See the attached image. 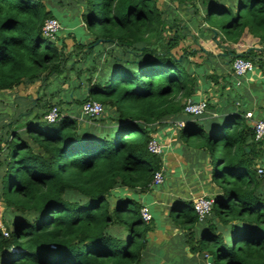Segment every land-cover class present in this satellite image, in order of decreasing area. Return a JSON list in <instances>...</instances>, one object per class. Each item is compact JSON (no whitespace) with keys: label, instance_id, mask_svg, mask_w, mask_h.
Masks as SVG:
<instances>
[{"label":"trees","instance_id":"trees-1","mask_svg":"<svg viewBox=\"0 0 264 264\" xmlns=\"http://www.w3.org/2000/svg\"><path fill=\"white\" fill-rule=\"evenodd\" d=\"M175 1L192 9L188 20L160 0H0V93L39 84L25 108L0 110V264H264V142L244 117L252 100L233 74L237 55L223 48L246 31L264 49V0ZM49 19L61 27L53 39L41 32ZM73 27L83 33H72L68 53L60 35ZM191 27L198 48L176 55ZM198 38L224 52H206ZM262 57L237 58L258 69ZM211 85L218 103L184 114ZM82 86L83 98L67 102ZM88 101L100 117H81ZM51 106L55 123L44 119ZM170 120L184 122L176 139L211 164L218 195L203 222L191 198L152 207L142 198L163 174L148 143ZM157 216L178 230L167 243L155 242Z\"/></svg>","mask_w":264,"mask_h":264},{"label":"crops","instance_id":"crops-1","mask_svg":"<svg viewBox=\"0 0 264 264\" xmlns=\"http://www.w3.org/2000/svg\"><path fill=\"white\" fill-rule=\"evenodd\" d=\"M77 28V27H76ZM75 27L68 28V31L70 34L65 32L64 34H61L60 37L64 39V43L68 45L67 52L70 53L73 49V44L71 43V38L73 37V32H75ZM198 35V33H197ZM198 37V36H196ZM199 46L203 48L206 52H210L213 55L217 57V55L222 54L224 52V49H220L217 47V45L211 41H202L198 38ZM69 43V44H68ZM201 43H206L202 44ZM206 45V46H205ZM223 48H226L228 51H233L236 55H240L244 52H247L249 50H254L258 52H264V49H262V46L259 45L258 39L253 38L250 36L246 31L242 34L239 42L237 44H225L223 45ZM229 59H232V57ZM261 60H264V57L261 58ZM229 70L227 69V72ZM37 85L33 86H20L13 91L9 92L6 91L4 93H0V105H7L6 109L10 110L12 107L14 110H21L22 108H25L28 104L27 98H32L37 90ZM241 88H243L246 92H248L249 97L252 100V105L248 107L247 113L250 114V116L254 117V121L258 120H264V68H254V71L252 74H248L243 80L241 84ZM34 88L36 90H34ZM66 87H64L65 89ZM51 91V88L48 89ZM85 87L82 86V89L80 93L76 96H70V99H67L66 101L69 103H72L74 99H82L83 94L85 93ZM218 88L215 86H209V88H206V91L198 92L197 94V101L201 100H211V102L218 103ZM48 93V92H45ZM32 96V97H31ZM62 99L65 98V96H60ZM73 98V99H71ZM219 106H215V111L217 112ZM222 106L219 107L221 109ZM2 110V109H0ZM12 110V109H11ZM209 112V111H208ZM209 112L212 117H216L217 114ZM251 119V118H250ZM253 121H251L252 123ZM156 140L160 144H164L166 146V149L163 154V176L165 181L167 182V178H174L175 181L179 182L180 185H186V186H193L195 187L193 191L194 197L191 199H195L196 197L205 196L213 198L217 194V190L215 189L214 185L211 183V164L207 158H205L201 154L200 149H195L191 147H186L184 144L179 142L176 138V132L174 131L172 126L164 125L162 127H157V133H156ZM262 142H264V139H262ZM262 150H264V146H262ZM195 166L193 172L191 170L192 167ZM186 168V170H184ZM194 182L192 181L191 178ZM190 178V180H189ZM189 180V181H188ZM164 181V182H165ZM164 184V183H163ZM152 192V191H151ZM150 192V193H151ZM147 193L142 196L143 200L146 201V203L149 205V207H152V205H156L157 203L154 201H151L149 197V194ZM181 198V197H176ZM173 198H171L172 200ZM164 206H167L166 204Z\"/></svg>","mask_w":264,"mask_h":264},{"label":"built area","instance_id":"built-area-1","mask_svg":"<svg viewBox=\"0 0 264 264\" xmlns=\"http://www.w3.org/2000/svg\"><path fill=\"white\" fill-rule=\"evenodd\" d=\"M61 27L57 20L55 19H49L47 20L42 29V36L46 39H53L54 36L60 31ZM232 71L235 77L239 79L245 78L248 74H252L254 71L253 65L242 59V58H236L232 62ZM239 85V83H237ZM207 103L205 100L192 102L188 101L184 107V114L193 116V117H199L204 115L206 112ZM103 114V108L100 104L96 102H85L81 107V117L85 118L87 120L95 119L100 117ZM244 117L246 119H250V114H245ZM44 119L48 123H55L57 120L60 119L59 110L56 106H51L47 113L44 116ZM184 122L182 120L180 121H173L172 127L175 130H180L183 128ZM251 127L254 134V140L255 141H262L264 139V120H258L253 121L251 123ZM148 152L156 155V156H163L165 147L161 145L156 139H152L149 141L147 146ZM256 175L260 178H262V185H264V167H257L256 168ZM164 177L163 174L156 173L154 175V178L152 180V187L159 186L163 184ZM214 199L210 197L200 196L193 199V210L197 216L198 222H203L207 217L210 216L213 206H214ZM141 218L144 222L148 223L151 220V214L149 212V209L144 206L140 210ZM0 231L2 232L4 237H7L8 234L6 230L4 229L3 225L0 223Z\"/></svg>","mask_w":264,"mask_h":264},{"label":"rangeland","instance_id":"rangeland-1","mask_svg":"<svg viewBox=\"0 0 264 264\" xmlns=\"http://www.w3.org/2000/svg\"><path fill=\"white\" fill-rule=\"evenodd\" d=\"M167 5L171 8V10H169V12H168L171 15V17H176L179 20L180 19L188 20L190 14L192 12V9L190 7H188V5L179 6L175 0H160V6L162 7L163 10H166ZM198 7L200 8L199 5H198ZM246 11L248 12V9H246ZM67 15L71 16V13H69ZM70 22H71V19H70ZM74 33H76L78 36L81 35V33H83V28H76ZM196 36H198L197 35V27H191L190 32H189L186 40L179 46V48L177 50H175L176 55H179L180 53H182L181 50L183 48H189L190 50H192V49L196 50L198 48V46H196V41H195V39L197 38ZM202 44H206V43H201V45ZM110 50H111L110 48H107L103 51V53L106 54V52L110 51ZM106 57H107V54H106ZM34 90H36V89L34 88ZM6 107H7V105H5V106L0 105V109H2V110H7ZM172 122L173 121L170 120L169 122H167V125L172 126ZM174 131L177 133V131H179V130L174 129ZM161 145H163L166 149V146L164 144H161ZM191 148H195V147H191ZM190 167H192L191 170L193 172H195V170H194L195 166L194 167L190 166ZM186 169H188V168L185 167L184 170H186ZM174 178H171V177L169 178V176H168L167 182L164 179V181H165V182L163 181L164 184L156 186L152 190L151 193L149 192L150 194H149L148 198H150L151 201H154L157 204H160L161 202H168L171 198H176L178 196L181 198H188V199L194 197L193 191H194L195 187L186 186V185L185 186L184 185L179 186V182L175 181L176 178L175 179ZM190 178H189V180H190ZM191 180L192 181H189V184H190V182H194L192 178H191ZM215 189L217 190L216 195H218V189L216 187H215ZM158 208H160V207H157V209ZM3 209H4V206L0 203V223H1L2 215H3ZM163 223H164L163 219L160 216H157L156 225L161 228V230L158 233H156V235L154 236L155 242L157 244L169 242V240H171L178 233V230L175 229L174 227H172L171 224L167 223V225H163ZM186 250L188 251L187 248H186Z\"/></svg>","mask_w":264,"mask_h":264},{"label":"water","instance_id":"water-1","mask_svg":"<svg viewBox=\"0 0 264 264\" xmlns=\"http://www.w3.org/2000/svg\"><path fill=\"white\" fill-rule=\"evenodd\" d=\"M239 55H237V56H235L236 58L238 57ZM33 105H34V103H33ZM247 151V150H246ZM209 261H210V259H209Z\"/></svg>","mask_w":264,"mask_h":264}]
</instances>
